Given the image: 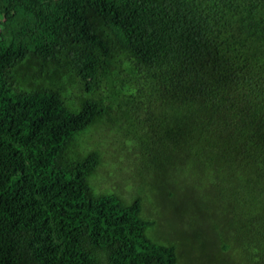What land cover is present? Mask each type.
<instances>
[{
	"label": "trees",
	"instance_id": "trees-1",
	"mask_svg": "<svg viewBox=\"0 0 264 264\" xmlns=\"http://www.w3.org/2000/svg\"><path fill=\"white\" fill-rule=\"evenodd\" d=\"M116 105L148 135L108 127L134 171L164 149L162 186L264 264V0H0V264L192 263L150 201L90 182L103 150L77 138Z\"/></svg>",
	"mask_w": 264,
	"mask_h": 264
},
{
	"label": "rangeland",
	"instance_id": "rangeland-1",
	"mask_svg": "<svg viewBox=\"0 0 264 264\" xmlns=\"http://www.w3.org/2000/svg\"><path fill=\"white\" fill-rule=\"evenodd\" d=\"M73 91V89L68 88L67 95H65V97H69L71 102L76 99L70 98V95L74 96ZM117 108L118 106L116 105L111 115H106L100 122L90 127L77 138L80 144L83 138L81 147L88 149V151L93 150L89 148L96 149V147L98 150H103L102 155L104 158L102 163L90 178L94 188L99 192L120 191L122 195L129 198V202L137 196H141L143 199L146 198V208L152 207L151 202L154 209L153 214H150L144 208L143 216L157 221L155 226L149 229V234L155 238L156 232L160 239L163 237L162 232L170 234L171 243L184 245L188 256L192 258L191 264H235L237 261L235 254L221 250L222 243L227 240V234L218 229L217 216L216 219L204 216L202 214L203 205L198 199H192L185 204L184 184L181 181L175 186L171 184L165 185L166 183H164L165 186L163 187L159 178H157L158 167L160 164H164V159L166 158L164 149L155 148L150 153L145 154L141 151L140 154H135L137 172L134 171V168H132L134 154L131 153L132 156L126 155L129 150L120 146V141L116 136L118 131L116 133H114L116 130L111 132V124L113 123V126L115 124L120 125V120H124V136L131 135L134 138L143 136L149 142L148 135L144 136L133 114L124 113L123 115ZM160 114L161 112H159L158 118L161 117ZM129 144L132 145L133 143L129 142ZM88 151L82 153L80 149L75 153L84 155ZM142 168H149L150 170L142 174ZM138 171L141 172L140 176ZM170 189H175L177 192L174 199L168 198ZM143 194L145 195L144 197ZM131 195L132 198H130ZM204 211L208 214L205 209ZM190 221H194V223ZM182 227L186 229L187 233H182ZM165 240L167 239L164 238L162 242ZM239 264L246 263L240 262Z\"/></svg>",
	"mask_w": 264,
	"mask_h": 264
}]
</instances>
